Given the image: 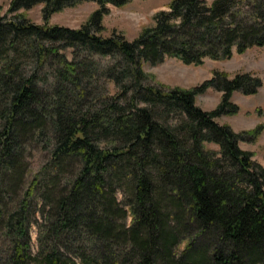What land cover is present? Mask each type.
Returning a JSON list of instances; mask_svg holds the SVG:
<instances>
[{
  "label": "trees",
  "instance_id": "1",
  "mask_svg": "<svg viewBox=\"0 0 264 264\" xmlns=\"http://www.w3.org/2000/svg\"><path fill=\"white\" fill-rule=\"evenodd\" d=\"M130 1L12 0L13 18L0 12V264H264V168L239 146L259 128L215 121L238 113L233 92L262 83L215 73L167 90L143 69L264 47V0H172L131 42L98 36L106 6ZM82 2L99 10L81 28L48 25ZM35 6L43 26L18 13ZM67 47L114 61L100 73L89 57L67 61ZM45 65L53 80L39 86ZM99 73L120 89L113 98L94 89ZM209 88L222 98L204 111L195 99ZM33 144L48 159L24 187Z\"/></svg>",
  "mask_w": 264,
  "mask_h": 264
},
{
  "label": "rangeland",
  "instance_id": "2",
  "mask_svg": "<svg viewBox=\"0 0 264 264\" xmlns=\"http://www.w3.org/2000/svg\"><path fill=\"white\" fill-rule=\"evenodd\" d=\"M12 0H0V12L7 19H12L14 14H9L8 9ZM172 0H131L123 7L107 5V13L103 16L101 26L102 32L98 36L103 38L112 35H120L131 42L136 39L142 30L154 24L153 18L159 12H168ZM210 3L213 0H205ZM42 6H35L29 10H20L18 13L25 15L31 23L43 26L44 20L41 13ZM99 10V6L92 2H82L74 7H68L53 14L48 20L49 26H59L76 30L81 28L90 15ZM17 13V14H18ZM48 45V43H47ZM58 46V44H55ZM59 54L64 55L66 60L72 62L78 56L89 57L90 61L100 69L104 68L114 60L111 57H100L96 54L90 55L81 52L78 48H60ZM21 69L28 74L36 70V63L33 59L20 61ZM146 74L154 78L146 84H159L165 89L182 88L190 90L211 80L215 73H225L230 79L236 75L248 74L257 78L262 86L257 89L255 95H245L235 91L232 94L231 102L238 107L236 115L221 116L215 121L220 125H228L236 133L251 132L259 128V134L251 137L248 142H241L240 148L253 154V161L264 168V47H253L242 54L235 50L232 56L225 60H212L204 58L199 66L185 65L173 58H165L156 65L145 64L143 66ZM101 73V72H100ZM95 75L93 87L96 92H102L104 98H113L120 91L114 82L107 77ZM38 83L42 86L43 78L50 84L53 80L51 69L45 65L38 70ZM145 86V85H144ZM103 98V99H104ZM222 93L212 88L199 94L195 104L204 111L214 110L221 102ZM43 144L32 145L31 151L25 154V163L28 168L22 186H26L33 179L34 175L48 159V152L43 149ZM214 148V146H209ZM42 149V150H41ZM22 186L20 189H22ZM121 200V195L118 196ZM35 231H32V240L35 243Z\"/></svg>",
  "mask_w": 264,
  "mask_h": 264
}]
</instances>
